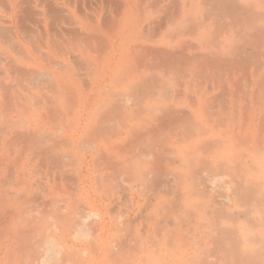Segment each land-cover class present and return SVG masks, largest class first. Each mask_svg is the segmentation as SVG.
I'll use <instances>...</instances> for the list:
<instances>
[{
  "label": "rangeland",
  "instance_id": "374dc122",
  "mask_svg": "<svg viewBox=\"0 0 264 264\" xmlns=\"http://www.w3.org/2000/svg\"><path fill=\"white\" fill-rule=\"evenodd\" d=\"M41 1L43 3V0L28 2L30 4L27 7L31 6L29 8L32 10L29 9L30 12L26 13V17L32 16L19 23V26L25 31L21 35V39L14 37L10 26L4 23L7 14L6 8L0 5V15L5 18L3 20L2 16V20H0V135L2 134L0 137V152L2 154H0V166L4 163L12 166L8 175L15 179L19 166L23 165L27 169L33 158L36 166L41 169L43 167V171L51 173L50 177L46 175L44 181L45 178L42 177L38 183L39 187H34L36 189L34 190L37 191L36 196L40 199L39 202L44 197H46V201L61 200L62 204L59 202L60 205L67 206L72 213L77 211L79 206L84 211H102L101 213H104L105 216L109 210L106 217L110 224L116 223L115 218L112 220L113 215H116L113 217L120 216L116 218L118 221L120 220V223L118 222L120 224L119 233L113 224L114 231L109 232V235L107 233L98 235L95 231L96 235L91 241L89 240L91 243L84 238H79L76 242V239L71 238V233H67V237L71 238L68 237V240L64 241L68 249H73L72 252L74 249L77 250L70 256L73 258L74 264H90L91 261H98L99 263L95 264H101L102 261H110L107 259L112 256L113 252L111 251L114 247L117 248L114 249L116 255L118 251L120 252V264H222L235 260V255L232 252H227V249L231 250L236 243L234 242L235 244L233 243L223 251L218 248L219 246H214L210 239L213 235L215 236L214 233L218 234L217 229L220 228L242 229L241 233H247L244 229H249L262 236L264 243V151L253 152L251 149L252 138L254 141L256 140V144L264 145V132H262L264 131V40H261V37L259 40L258 37L257 39L252 37L254 36L252 33L263 29L264 17L257 22H253L252 19L253 24L249 27L246 24H233L243 27V33L230 36H221L219 33L208 34V37L201 39L195 35L196 31L191 29V26L195 27L198 22L196 18L199 16L206 19L213 16L217 18L219 14L209 5L199 10L195 7L186 8L190 0H114L116 5H120V10L118 9L119 5L118 7L113 6V0H57V2L56 0H46L48 7L45 10L49 15L46 11L45 13L48 17L40 16L38 13L42 9H37L36 6L41 5ZM130 2L132 5L126 7ZM253 9L264 16L263 8L254 7ZM54 12L57 13L54 14ZM180 14L183 15L182 18L179 17ZM261 14L259 15L261 16ZM118 20H120V39L116 40L113 39L112 32ZM182 20H188L187 27L190 28L185 29V24H181ZM166 27H169L167 35L161 34L166 30ZM230 43L231 45H229ZM191 44L195 47L196 45L202 47L198 51L190 49L192 54L200 52L206 56L210 55V58L211 56L213 58L220 57L219 59L222 58L228 64L214 67L210 64L205 65L202 61L199 63V65L202 64L200 68L198 64L187 65L181 61L176 63L174 58L164 66H160L156 62V67L155 61L153 67H150L153 62L149 63V67L142 63V59L147 55L150 58L151 51L153 53L156 50L159 51L165 45H168L166 47L170 48L169 51L178 52ZM229 47H231L230 50L226 51ZM246 56L247 60H245ZM47 58L50 59L47 60ZM15 68L21 71L16 72ZM180 68L181 70H179ZM7 71L12 76L8 75ZM22 75L24 76L22 77ZM229 79L232 81L230 82ZM150 81L155 82V89H149ZM151 90L153 95L150 94ZM185 90L188 92L186 93ZM183 93H186V96ZM18 95L19 97H17ZM179 95L180 97H177ZM234 95L237 100L241 96L247 97L246 101L241 98L238 104H228L230 98L234 99ZM215 100L217 106L221 105L222 109L210 108ZM259 104L262 108L259 107ZM182 107L187 108L186 111L195 112L196 110L203 111V108L204 110L211 109L212 114L209 112L211 114H209V119L208 115L207 118H194L189 114V122H182L183 127L180 124V126L174 124L171 128H160L159 123L164 114L172 111L174 113L175 109L178 110ZM114 108L115 110H113ZM169 109L172 111H168ZM260 109L263 110L262 118L259 113ZM253 110H257L258 113ZM158 112H161V115ZM252 113H255L254 117L251 116ZM241 114L244 115L241 116ZM47 117H50L51 120ZM255 117L257 118L255 119ZM250 120L254 124L263 122L261 123L263 126L258 124L261 126V128L259 127L261 132L251 129L253 125ZM20 131L22 135L30 132L32 139L21 142ZM13 132L15 135L17 134L16 137ZM33 133L36 134L33 135ZM99 133L102 135H98ZM115 133L116 135L120 134L117 141V145L120 144L119 148L107 145L106 138L114 139ZM47 135L49 137L51 135V138L56 135L57 138H54L56 141L53 139L48 143ZM231 137L234 141L231 140ZM38 138L39 140L40 138L41 140L45 139L46 141L42 140V142L45 141L48 147L37 140ZM130 140L135 144H132L135 146L134 148L131 144V147L129 146ZM88 144L91 146L88 147ZM127 144L133 150L129 147L130 151L125 150L127 147L123 149V146H127ZM49 145L51 149H56L54 151L57 155L52 153L53 150ZM59 146L60 148H58ZM43 147L47 149L43 150ZM37 149L40 150L37 151ZM9 150L11 151L9 152ZM4 151L6 152L3 154ZM41 151L49 153L47 157L50 161L51 154L55 156L54 158L58 157L56 158L57 163L58 159L62 160L63 155L70 156L67 160L62 161L63 164L58 163L60 167H62L61 165L66 167L64 170L60 169L64 173L58 174L59 166L56 168L58 172L54 171V165L48 163L50 161L47 162L46 154L43 155L46 158L40 157ZM97 151L104 153V156L102 154L97 157ZM215 154L219 157L218 162H215ZM6 156L9 157V160ZM40 158L46 160L42 161V165ZM105 162L107 166H105ZM45 164L46 167H44ZM48 165L51 167L50 169L53 168V171L57 172L56 175H60L56 176V181L59 180L60 183L58 185H62L59 187L60 189L56 187L57 182L50 181L53 171L47 170ZM92 165L102 171V177L105 179L111 177L107 174L112 175L110 183L107 179L102 183L98 179L101 172L99 174V170L97 171ZM116 165H119L118 168ZM101 166H105L106 169ZM114 166L118 171L113 168ZM80 167L81 171H79ZM158 168L161 170L158 171ZM12 169L15 171L14 175H11ZM112 170L116 177H118L117 174L120 175L118 177L120 180H115V175L110 173ZM66 171L68 172L67 178L64 176ZM105 171L107 173H104ZM93 173L95 174L93 175ZM62 174L64 178H60ZM78 176L81 179L77 178ZM97 176L98 178H96ZM200 176L205 180L208 177L216 178L215 194L197 192L199 188H202ZM94 178L98 179L100 184L102 183L103 187L98 186L99 190L100 187L103 188L100 192L96 189L99 183L96 184L97 181ZM61 179L71 181L70 184L69 181H66L70 189L65 188L66 183H63ZM75 179L80 180V183H77ZM74 180L77 184L74 183ZM42 181L44 184H41ZM72 181L76 185L75 188H71V186H75L71 185ZM53 182L56 183L54 189L55 183ZM106 185L109 187V193L108 190L106 192L104 190V188L107 189ZM114 186L115 189L116 186L120 189L110 190ZM43 188L47 189L48 193ZM93 188L94 190H92ZM74 189H77L78 192L81 191L78 193L79 195ZM38 190L40 191L38 192ZM65 191L68 195L64 193ZM96 191L97 193H95ZM102 191H104V195ZM250 193H253L254 196H249ZM116 197L120 199L117 200ZM107 198H113L111 200H115L116 204H114L115 207L113 204L109 205L108 209L104 211L102 205H105ZM227 198L230 199L227 200ZM63 201L66 203L75 201V204L71 202L67 205L63 204ZM82 202L83 205H80ZM194 202L197 203L195 206L199 207L198 211H195V209L197 210L195 206L194 211L190 207H193L190 204ZM182 204L183 206L187 205V210L190 209L192 212L187 213L188 211L180 206ZM60 205L59 209H61ZM84 208H88V210ZM110 208H112V212ZM78 211L81 210L78 209ZM212 213L216 214L212 216ZM85 214L87 215V213ZM70 221L71 217H68L65 224ZM99 221L97 222L99 223ZM97 222L96 220L92 221L93 227L98 224ZM161 223L167 224L162 227ZM93 230H97V227L95 226ZM204 231L207 232V235ZM117 233L120 239L115 236ZM208 233L212 236H209ZM220 234L221 232L219 237ZM202 235L208 236L206 241L201 240ZM105 236L108 238L106 239ZM112 237L113 239H111ZM117 238L119 241H116ZM105 240L107 242H104ZM165 243L168 246H165ZM101 245L104 247L101 248L104 255L99 256L97 252L101 250L99 249ZM82 251L90 253L83 255ZM99 258H101L100 261Z\"/></svg>",
  "mask_w": 264,
  "mask_h": 264
},
{
  "label": "bare ground",
  "instance_id": "6f19581e",
  "mask_svg": "<svg viewBox=\"0 0 264 264\" xmlns=\"http://www.w3.org/2000/svg\"><path fill=\"white\" fill-rule=\"evenodd\" d=\"M30 0H0V5H1V7L3 6L4 8H6L5 10H6V16H5V18H6V20H4L5 18H4V16L3 15H0L1 16V18H0V20H2V16H3V20H4V23L5 24H7V25H9L10 26V28H11V30L13 31V33H14V37H16V38H18V39H21V35L22 34H24L25 33V31L22 29V27H20L19 25V23H21L22 22V20H25V19H27V18H30V17H26V13H28V12H30L29 11V9H31V8H29V7H31V6H28L27 7V5H29L28 4V2H29ZM33 1V0H32ZM34 1H36V0H34ZM40 2V1H39ZM49 2V1H48ZM56 2H57V0H56ZM41 3H42V1H41ZM113 6L114 5H116L115 4V1L113 0ZM117 3V2H116ZM197 4H201L202 2H200L199 0L196 2ZM210 3H211V5H214V4H217L218 6H220V9H217V7L215 8V10H217V11H219L220 12V14L222 13V16L223 17H225V19H224V21H216V20H214L213 19V17H210L208 20H205L204 21V23H201V28H200V31L201 32H203L204 34H205V37H207V35L208 34H216V33H219V34H221V36L223 35V36H230V35H232V34H240V33H243V27H241V26H234L233 24H235V25H244V24H246V26L247 27H249V21H251L252 19L254 20L253 22H257L259 19H263L262 17H264L261 13H259V12H256L254 9L252 10L251 8V6H249L248 4H245L246 3V1L245 0H238L236 3H232V1L230 2L231 4H232V6H226L227 4L226 3H229V2H224L223 3V0H212V2L210 1ZM59 4V3H58ZM56 5H57V3H56ZM118 5L119 4H117L116 5V7H118ZM33 6V5H32ZM57 6H59V5H57ZM226 6V7H225ZM0 7V8H1ZM48 7V5H47V1L46 0H43V3L40 5V4H38L37 6H36V8L38 9V8H40V9H42V10H39V12L38 13H40L39 15L41 16H47L48 17V15H49V13L47 12V10H45V8H47ZM4 8H3V10H4ZM35 8V9H36ZM115 8V7H114ZM32 10V9H31ZM45 11L47 12V14L48 15H46V13H45ZM54 11H55V9H54ZM23 13V14H22ZM55 13H57V12H54V14ZM102 13V12H101ZM22 14V15H21ZM70 14H71V12H70ZM212 14V13H211ZM259 14H261V16L259 15ZM101 15V14H100ZM39 16V17H40ZM98 16V15H97ZM75 17V16H74ZM49 18L51 19V17L49 16ZM101 18V17H100ZM53 19V18H52ZM223 19V18H222ZM226 20V21H225ZM44 21V20H43ZM49 21V20H48ZM99 21V20H98ZM49 22H51V21H49ZM44 23V22H43ZM79 23V22H78ZM2 26V25H1ZM46 26V25H45ZM81 26V25H80ZM263 29H261V30H258V32H255V33H252V35H254L253 36V38H255V39H257V37H258V40H259V37H261L260 39L261 40H264V38L262 39V37H264V27H262ZM244 29H246L245 27H244ZM247 30V29H246ZM115 32H116V30L114 29L113 30V34H112V37H113V35H115ZM85 38H89V37H85ZM60 43V42H59ZM48 44H49V42H48ZM52 44V43H51ZM50 45V44H49ZM192 45V46H191ZM191 45H189L188 47H187V53H188V55L187 54H182V55H177V56H175L174 57V61L176 60V63H179L180 61L181 62H183V63H185V64H187V65H190V64H198V67H200L201 68V66H202V64L201 65H199V63L200 62H202L203 61V64H207V65H212V66H218V65H222V64H225V66H226V64H228V62L227 61H225V60H222V58L221 59H219V58H213L212 56H211V58L208 56H206L205 54H203V53H200V52H197V53H193L192 54V52H190L189 50L190 49H192L193 51L194 50H196V51H198V50H200L202 47L201 46H199V45H196V47L193 45V44H191ZM229 45H231V43L229 44ZM194 46V47H193ZM230 48L231 47H229V48H227V50L226 51H229L230 50ZM234 49V48H233ZM232 49V50H233ZM160 50H162V51H160ZM159 51L158 50H156L154 53H153V51H151L149 54V56H150V58H148V55H147V57H145V58H143L142 59V63L144 64V65H146V66H148L149 67V63H152V66L150 65V67H153V66H155V65H153L154 64V61H155V64H156V62L160 65V64H166V62H168V61H170L171 60V58L173 57V55H175V52L173 51H169L168 50V48H166V47H164L163 49H160ZM223 50V49H222ZM202 51H203V49H202ZM204 52V51H203ZM224 52V51H223ZM213 53V52H212ZM257 53V52H256ZM259 53V52H258ZM210 54V53H209ZM226 54V53H225ZM153 56V57H152ZM160 56V57H159ZM240 57H243V56H240ZM259 57V56H258ZM261 57V56H260ZM42 58V57H41ZM53 58V57H52ZM178 58V59H177ZM243 58H245V57H243ZM38 59V58H37ZM48 59H50V58H47V60ZM173 59V58H172ZM181 59V60H180ZM218 59V60H217ZM42 60V59H41ZM46 60V59H45ZM179 60V61H178ZM245 60H247V56H246V59ZM244 60V61H245ZM256 60V59H255ZM53 61V60H52ZM173 61V62H174ZM243 61V60H242ZM35 62V61H34ZM56 62V61H55ZM259 62V61H258ZM12 63V62H11ZM35 63H37V62H35ZM50 63V62H49ZM66 63V62H65ZM31 64V63H30ZM41 64V63H40ZM185 64H183V65H185ZM35 65V64H34ZM33 65V66H34ZM42 65V64H41ZM9 66H11V65H9ZM16 66V65H15ZM14 66V67H15ZM32 66V65H31ZM143 66V65H142ZM261 66V65H260ZM143 67H145V66H143ZM156 67H157V64H156ZM155 67V68H156ZM181 68H182V65L180 66ZM211 67V66H210ZM147 68V67H146ZM181 68L179 69V70H181ZM256 68H257V66H256ZM259 68V67H258ZM145 69V68H144ZM198 69V68H197ZM15 70H16V68H15ZM15 70H13V71H15ZM20 69H18V70H16V72L17 71H19ZM148 70H149V68H148ZM21 71V70H20ZM8 72V71H7ZM6 72V73H7ZM9 73V72H8ZM7 73V74H8ZM25 74V73H24ZM8 75H11V73H9ZM16 75H20V74H16ZM213 75H214V73H213ZM4 76V75H3ZM6 77H8L7 75H5ZM12 76V75H11ZM21 76V75H20ZM24 75H22V77H23ZM27 76V75H26ZM235 77H237L236 75H234ZM233 76V77H234ZM15 77V76H14ZM16 77H18V76H16ZM55 77V76H54ZM163 77V76H162ZM21 78V77H20ZM164 78V77H163ZM232 78V77H231ZM97 79V78H96ZM154 79V78H153ZM152 79V80H153ZM178 79V78H177ZM236 79V78H235ZM161 80V79H160ZM163 81H164V79H162ZM230 80V79H229ZM234 80V79H233ZM239 80V79H238ZM215 81V80H214ZM226 81V80H225ZM232 81V79L230 80V82ZM151 82V84H152V86H153V88L152 89H155V85H154V81L152 82V81H150ZM215 83H217V82H215ZM229 84V83H228ZM233 84H235V83H233ZM235 85H237V84H235ZM254 85H256V84H254ZM257 86V85H256ZM158 87V86H157ZM234 87V86H233ZM133 88V87H132ZM138 88V87H137ZM136 88V89H137ZM144 90V89H143ZM157 90V89H156ZM180 90V89H179ZM189 90V89H188ZM188 90H185V92L187 93L188 92ZM133 91V90H132ZM145 91L146 92H148L147 91V89H145ZM144 91V92H145ZM159 91V90H158ZM232 91V90H231ZM230 91V92H231ZM153 91L151 90V92H150V94L152 93ZM180 93H181V90L179 91ZM206 92V91H205ZM204 92V93H205ZM16 93V92H15ZM185 93V94H186ZM184 94V93H183ZM184 94V95H185ZM229 94V93H228ZM232 94V93H231ZM152 95H153V93H152ZM182 95V94H181ZM204 95V94H203ZM15 96H16V94H15ZM176 96V95H175ZM186 96V95H185ZM229 96V95H228ZM17 97H19V95L17 96ZM16 97V98H17ZM153 97V96H152ZM177 97H180V95L179 96H177ZM231 97V96H230ZM234 97V99H231L230 98V102H228V104H230V105H232V104H238L239 103V101H240V99L241 98H243V101H244V99L245 98H247V97H240V99H235V98H237L235 95L233 96ZM53 99V98H52ZM56 100V99H55ZM155 100V99H154ZM151 101V100H150ZM211 101V100H210ZM238 101V102H237ZM245 101H246V99H245ZM54 102V101H53ZM213 102V101H212ZM215 102V103H214ZM212 104H213V106H212V104H210L212 107H210L211 109H214V110H216V108H219V109H222V107L220 108V106L218 107L217 106V102H216V100L214 101ZM208 103V102H207ZM260 103H261V101H260ZM263 103H264V101H263ZM262 103V104H263ZM23 104V103H22ZM57 104V103H56ZM219 104V103H218ZM225 104V103H224ZM223 104V105H224ZM214 105H216L217 107H215ZM245 105V104H244ZM261 104H259V107H261L262 108V106H260ZM264 106V105H263ZM233 107V106H232ZM23 108V107H22ZM240 108H241V105H240ZM185 109H187V108H185V107H182L181 109H175L174 111V113H173V108H172V110H168V111H172L171 113H167L166 114V116H164V118L161 120V124L159 123V125L161 126L160 128H171V127H173L174 126V124H177V125H181L182 124V122H184V121H188V117L190 116V115H192L194 118H199V117H206L207 115H208V119H209V116L212 114V112H211V109L210 110H204V108L202 109L203 111H199V110H196V108H194L195 110H196V112L195 111H191V110H185ZM193 109V110H194ZM233 109V108H232ZM259 109V108H258ZM264 109V108H263ZM111 110V109H110ZM113 110H115V108L113 109ZM240 110V109H239ZM261 110V109H260ZM159 111V110H158ZM254 111V110H253ZM113 112V111H112ZM211 114H210V113ZM232 112V111H231ZM246 112V111H245ZM245 112H244V114H245ZM252 112V111H251ZM254 112H257L258 113V111L256 110V111H254ZM46 113H48V112H46ZM159 113V112H158ZM161 113V112H160ZM159 113V114H160ZM235 113V112H234ZM249 113V112H248ZM257 113H256V115H257ZM260 117L262 118L263 116H262V114H263V110H261L260 112ZM26 114V113H25ZM108 114V113H107ZM190 114V115H189ZM210 114V115H209ZM243 114V115H244ZM247 114V113H246ZM255 114V113H254ZM253 113H252V115L251 116H253L254 115ZM46 115H49V114H46ZM66 115V114H65ZM104 115H105V113H104ZM111 115V114H110ZM161 115V114H160ZM198 115V116H197ZM232 115H233V113H232ZM242 114H241V116H243ZM109 116V115H108ZM107 116V117H108ZM250 116V117H251ZM258 116V115H257ZM26 117V116H25ZM43 117V116H42ZM246 117V116H245ZM254 117V116H253ZM253 117H252V119H253ZM46 118V117H45ZM47 118H49L50 120H51V118L50 117H47ZM100 118V117H99ZM114 118V117H113ZM207 118V117H206ZM248 118H249V115H248ZM248 118H246V119H248ZM257 117H255V119H256ZM190 119H191V117H190ZM212 119V118H211ZM107 120V119H106ZM192 120V119H191ZM42 121H44V120H42ZM61 121V120H60ZM102 121V120H101ZM159 121V120H158ZM8 122V121H7ZM45 122H46V120H45ZM103 122H105V121H103ZM189 122V121H188ZM192 122H193V120H192ZM248 122H249V120H248ZM24 123V122H23ZM46 123H48V121L46 122ZM57 123V122H56ZM71 123V122H70ZM250 123H251V120H250ZM260 123V125H262L263 126V122L262 121H260L259 122ZM258 122H256L255 124H254V122L253 123H251L252 125H253V128H251L253 131L255 130L256 132H261V130H259V127L261 128V126H259L258 124H259ZM261 123H263V124H261ZM20 124V123H19ZM25 124V123H24ZM12 125V124H11ZM39 125V124H38ZM176 125V126H177ZM179 125V126H180ZM249 125V124H248ZM9 126V125H8ZM8 126H5V127H8ZM23 126V125H22ZM182 127H183V125H181ZM250 127H251V125H249ZM1 127V126H0ZM13 127V126H12ZM20 127H21V125H20ZM24 127V126H23ZM57 127V126H56ZM250 127H249V130H250ZM26 129V128H25ZM24 129V131H26ZM64 129V128H63ZM1 130V129H0ZM15 130H17V129H15ZM45 130V129H44ZM68 130V129H67ZM67 130H65V131H67ZM248 130V131H249ZM263 130H264V127H263ZM5 131H7L6 130V128H5ZM18 131V130H17ZM41 131V130H40ZM117 131H119V130H117ZM116 131V132H117ZM32 132V131H31ZM36 132V131H35ZM212 132V131H211ZM214 132V131H213ZM244 132H246V131H244ZM250 132H251V130H250ZM262 132H264V131H262ZM14 133V132H13ZM20 133H21V135H19V139H20V141L21 142H24V141H29V139H32V134H30V132L29 133H27L26 132V134H23L22 135V132L20 131ZM37 134H38V132H36ZM36 133H33V135L34 134H36ZM68 133V132H67ZM104 133H106V132H104ZM108 133V132H107ZM248 133V132H247ZM101 133H99L98 135H100ZM223 134V133H222ZM252 134V133H251ZM250 134V135H251ZM254 134V133H253ZM252 134V135H253ZM2 135V134H1ZM0 135V137H2ZM12 135V134H11ZM10 135V136H11ZM14 135H15V133H14ZM13 135V136H14ZM17 135V134H16ZM16 135H15V137H16ZM39 135V134H38ZM44 136H46V134H43ZM102 135V134H101ZM244 135V134H243ZM4 136H5V134H4ZM44 136H42V137H44ZM48 137H49V135H47ZM112 136H113V134H112ZM256 136V135H255ZM34 137V136H33ZM39 137V136H38ZM53 137V136H52ZM56 137V135L54 136V138ZM114 137V139L113 138H106V141L108 142L107 143V145H111L112 147L114 146L115 148L116 147H120V144L119 145H117V141L119 140V138H120V134L118 133V135H116V133H115V135L113 136ZM132 137V136H131ZM240 137V136H239ZM257 137H259V136H257ZM256 137V138H257ZM3 138H5V137H3ZM45 138V137H44ZM54 138H51V135H50V137H49V140H47L48 141V143H49V141H52ZM57 138V137H56ZM62 138V137H61ZM83 138V137H82ZM97 138V137H96ZM104 138V137H103ZM234 138V137H233ZM1 139V138H0ZM10 140H11V138H9ZM34 140L36 139V136H35V138H33ZM47 139V138H46ZM58 139H59V137H58ZM66 139V138H65ZM98 139V138H97ZM96 139V140H97ZM132 139H134V138H132ZM131 139V140H132ZM228 139H230V138H228ZM37 140H39V138L37 139ZM36 140V141H37ZM42 140H45V139H43L42 138ZM42 140H41V138H40V142H42ZM70 140V139H69ZM130 140V141H131ZM231 140H232V137H231ZM246 140V139H245ZM252 142H251V144H252V151L253 152H262V151H264V145H260L259 143L258 144H256L255 142H256V140L254 141V139L252 138ZM36 141H33V142H35L36 143ZM46 141V140H45ZM45 141L44 142H42V143H44L43 145L44 146H47L46 145V143H45ZM53 141H56L55 139L53 140ZM62 141V140H61ZM67 141V140H66ZM129 141V146H130V144H131V146H132V144L133 145H135L132 141V143ZM194 141V140H193ZM232 141H234V140H232ZM38 142V141H37ZM65 142V141H64ZM95 142V141H94ZM103 142V141H102ZM128 142V141H127ZM228 142V141H227ZM7 143V142H6ZM39 143V142H38ZM37 143V144H38ZM57 143V142H56ZM69 143V142H68ZM88 143V142H87ZM104 143V142H103ZM115 143H116V145H115ZM10 144V143H9ZM19 144V143H18ZM28 144V143H27ZM65 144H67V143H65ZM126 144V143H125ZM255 144V145H254ZM5 145H7L8 146V144H5ZM13 145V144H12ZM31 145H33V144H31ZM35 145V144H34ZM38 145H41V144H38ZM52 145H54V144H52ZM56 145V144H55ZM62 145H63V143H62ZM69 145H71V144H69ZM180 145V144H179ZM2 146V145H1ZM11 146V145H10ZM91 145L90 144H88V147H90ZM106 146V145H105ZM128 146V144H127V146H123L124 148L123 149H125V147H127L125 150L127 151V149L129 150V148L131 147H129ZM34 147V146H33ZM32 147V148H33ZM48 147V146H47ZM49 147H50V149H51V146L49 145ZM129 147V148H128ZM135 146H132V148H134ZM1 148V147H0ZM3 148V147H2ZM6 148V147H5ZM15 148V147H14ZM55 148V147H54ZM58 148H60V146L58 147ZM57 148V149H58ZM132 148H130L131 150H133ZM16 149H19V148H16ZM34 149V148H33ZM44 149H47L46 147H43V150ZM50 149H48V150H50ZM105 149V148H104ZM108 149V148H107ZM5 150H7V149H5ZM36 150V149H35ZM38 150H40V149H37V151ZM51 150H56V149H51ZM120 150V149H119ZM122 150V149H121ZM11 150H9V152H10ZM17 151V150H16ZM24 151V150H23ZM26 151V150H25ZM24 151V152H25ZM52 151V153H56L55 151L53 152ZM58 151V150H57ZM130 151V150H129ZM6 151H4L3 152V154L5 153ZM19 152H21L20 150H19ZM19 152H17V153H19ZM23 152V153H24ZM42 152V151H41ZM46 151H44V153H45ZM50 152V151H49ZM98 152V154H96L97 155V157L98 156H100V155H102L103 154V156H104V153H102V152H99V151H97ZM118 152H120V151H118ZM33 153H34V151H33ZM43 152H42V154H41V156L40 157H42L43 155H45L46 154V157H47V155L49 156V153L47 154V153H45L44 154ZM51 153V152H50ZM58 154H59V152H57ZM99 153H101V154H99ZM0 154H1V152H0ZM21 154V153H20ZM19 154V155H20ZM28 154H29V151H28ZM94 154V155H95ZM114 154V153H113ZM120 154V153H119ZM2 155V154H1ZM52 155V154H51ZM51 155H50V158H51V161L50 160H48L49 158L47 157H45V156H43L42 158H46V160H47V162L48 161H50V162H48V163H53V165H54V171H56L57 170V172H58V169L60 170L61 168H62V170H64L65 168H64V165H61L62 167H60V164H63L62 163V161H65V160H67L68 159V157H70V156H65V155H63V157H62V160L60 161L59 159H58V163H60V164H58L57 163V161H56V158H58V157H56V158H54L55 156L54 155H52V157H53V161L56 163V165H55V163L52 161V157H51ZM55 155H57V154H55ZM95 155V156H96ZM30 157L32 156V155H29ZM62 156V155H61ZM107 156V155H106ZM105 156V157H106ZM5 157V156H4ZM12 157L14 158V155H12ZM27 157V156H26ZM33 157V156H32ZM6 158H7V156H6ZM9 158V157H8ZM7 158V159H8ZM22 158L24 159V157L22 156ZM38 158H39V156H38ZM42 158H40L41 160H40V164L42 163V161H46V160H42ZM103 158V157H102ZM28 159V158H27ZM26 159V160H27ZM30 160H31V158H29ZM55 159V160H54ZM214 159H215V162H218L219 161V157L217 156V154H215L214 155ZM221 159V158H220ZM9 160V159H8ZM14 160H15V158H14ZM13 160V161H14ZM29 160V161H30ZM37 160V159H36ZM94 160V159H93ZM96 160V159H95ZM94 160V161H95ZM218 160V161H217ZM25 161V160H24ZM32 162H30V164L28 165V167H27V169L26 168H24L23 167V165H22V167L21 166H19V170H18V172H16V177H15V179H13V177L11 178V176H9L8 174H9V171H10V169L12 168V166L10 167V165L9 164H7V163H4V164H2L1 166H0V264H74V261H73V258H70V256H72L73 255V253L74 252H77V250H75L74 249V252H72L73 251V249L72 250H70V249H68V246H67V244L64 242L65 241V239H67L68 237L70 238V236H68L67 237V233H71V238L73 239H76V242H77V240H79V238H84L85 240H88V242H90L91 241V239L92 238H94V235H96V232L95 231H97V234L98 235H100V234H108L109 235V232L111 233L112 231H114V225L117 227V232L119 233L120 232V224H118V222L120 223V220L118 221V219H116L117 217H113V216H116V215H113L112 216V220H113V218H115V222L116 223H113L112 222V220H111V222H112V224H110V222H109V220H108V218L106 217V216H108V214H109V210H108V213L106 214V216H105V214L104 213H101L102 211H99L98 209V211L99 212H89V211H84L83 210V208L82 209H80L81 208V206H79V208L77 207V211H75V212H70L71 210L67 207V206H62V205H60V201L61 200H56V199H54V200H50V201H46V197H44L43 198V200H42V197H41V200L43 201H41V202H39V200L40 199H38L37 197L38 196H36L37 195V191H35L36 189L34 188L35 186H37V187H39L38 186V183H40V180L42 179V177H46V175H48V177H50V174L47 172V171H43L42 169H44L43 167H42V169H41V167H39V166H36L35 164V160H33V158H32V160H31ZM60 161V162H59ZM10 162H12L11 160H10ZM18 162H19V160H18ZM26 162V161H25ZM47 162H44V163H46L47 164ZM107 163H108V161H106ZM106 162H105V164H106ZM20 163H21V158H20ZM35 163V164H34ZM83 163V162H82ZM97 163V162H96ZM43 164V163H42ZM41 164V165H42ZM46 164H45V166L44 167H46ZM51 164H49V165H51ZM58 164V165H57ZM100 164V163H99ZM104 164V165H105ZM26 165V164H25ZM40 165V166H41ZM48 165V169L47 170H52L53 171V168L52 169H50L51 167ZM52 165V166H53ZM80 165V164H79ZM82 166H83V164H81ZM103 165V164H102ZM120 165V164H119ZM119 165H116V168H118V166ZM169 165V164H168ZM56 166V167H55ZM57 166H59L58 167V169H56L57 168ZM93 167L95 166V165H92ZM97 167H100L99 165H96ZM105 166H107V164L105 165ZM102 167L101 166V168H105L106 169V167ZM108 166H109V164H108ZM159 166V165H158ZM36 167V168H35ZM79 168V167H78ZM89 168V167H88ZM87 168V169H88ZM94 168H96V167H94ZM113 168H115V166L113 167ZM115 168V169H116ZM108 169H109V167H108ZM159 169L160 168H158V171H159ZM13 170V169H12ZM67 170V169H66ZM85 170V169H84ZM88 170H90V169H88ZM95 170V169H94ZM96 170L98 171L99 170V174H100V172H101V177H102V171H100V169L98 168H96ZM95 170V171H96ZM117 171H118V169H116ZM161 170V169H160ZM14 171V170H13ZM11 172L12 174L11 175H14L15 174V171L14 172ZM51 171V172H52ZM52 172V175H51V179H50V181L51 180H54L55 182H57L56 180V176H60V175H56L57 174V172ZM79 171H81V167H80V170ZM94 171V172H95ZM108 171V170H107ZM107 171H105L104 173H107ZM156 171H157V167H156ZM45 172H47L46 174H45ZM60 172V173H59ZM58 172V174H61L62 172L64 173V171H59ZM85 172V171H84ZM114 171L112 170L110 173H113ZM14 173V174H13ZM78 173V172H77ZM88 173H89V171H88ZM91 173V172H90ZM115 173V172H114ZM113 173V175H115ZM119 173H120V171H119ZM67 174H68V172L66 171V175H64L65 176V178H67ZM86 174V173H85ZM95 173H93V175H94ZM98 173L96 172V175H97ZM89 175V174H88ZM87 175V176H88ZM100 175H98L99 176V178H98V176L96 177V178H98V179H100V181L103 183L104 181H107L108 180V182L110 181V179H112L113 177H112V175H109V174H107L108 176H111L110 178H104V177H102V179H101V177H100ZM117 176L118 177H120V175H118L117 174ZM47 177V178H48ZM57 177V178H58ZM82 177H84V175L82 174ZM89 178H90V175L88 176ZM93 177V176H92ZM115 177H116V175H115ZM114 177V178H115ZM118 177H116V179L115 180H117V179H119L120 180V178H118ZM60 178H64L63 177V174H62V177H60ZM59 178V179H60ZM77 178H80L81 179V177H77ZM89 178H87V179H89ZM96 178H94V179H96ZM105 180H104V179ZM203 177L202 176H200V182L202 183L201 184V186H202V188H199L198 190H197V192L198 193H201V194H207V193H210L211 195L212 194H215V192H216V187L214 186L215 185V182H216V178H211V177H208L207 178V180H205V179H202ZM91 179V178H90ZM98 179H96V181L98 180ZM39 180V181H38ZM44 180H46V178L45 179H43V181ZM62 180V179H61ZM60 180V181H61ZM64 180V181H63ZM62 180V182L63 183H66V181H69V180H67L66 179V181H65V179H63ZM71 180V179H70ZM76 180V179H75ZM74 180V183L75 184H77V183H80V180H76L77 181V183H76V181ZM13 181H14V183H13ZM43 181L41 182V184H44L43 183ZM86 181V180H85ZM90 181V180H89ZM100 181H97L96 182V184L97 183H99V185H97V187L98 186H102V183L100 184ZM118 181V180H117ZM55 182H53V183H55ZM83 182V181H82ZM88 182V181H87ZM94 182H95V180H94ZM69 184L71 183V181H69L68 182ZM85 183V182H84ZM106 183V182H105ZM104 183V184H105ZM110 183V182H109ZM118 183H120V182H118ZM210 183V184H209ZM41 184H39L40 186H41ZM58 184H60L59 183V180H58V182H57V186H56V183L53 185V189L54 188H58V189H60L59 187H61V186H59ZM75 184H73V181H72V184L71 185H75ZM94 184V183H93ZM47 185V184H46ZM46 185H45V187H46ZM51 185H52V183H51ZM79 185V184H78ZM77 185V186H78ZM91 185V184H90ZM90 185H88V186H90ZM110 185H112V184H110ZM109 185V186H110ZM115 185H117V184H115ZM50 186V185H49ZM54 186H56V187H54ZM64 186H65V184H64ZM63 186V187H64ZM107 186V185H106ZM75 188L76 187V185L75 186H71V188ZM80 187V186H79ZM84 187H86V186H84ZM90 187H92V186H90ZM89 187V188H90ZM103 187V186H102ZM102 187H100L101 189H103ZM112 187V186H111ZM110 187V188H111ZM41 189H42V186L40 187ZM47 188V187H46ZM65 188H69L68 186H67V183H66V187ZM78 188V187H77ZM88 188V187H87ZM94 188H96V187H94ZM94 188L92 189V190H94ZM107 189H105L104 188V190H105V192H106V190H108L107 192L109 193V187L107 186L106 187ZM35 189V190H34ZM37 189H39V188H37ZM44 189V188H43ZM51 189V188H50ZM70 189V188H69ZM69 189H68V191H69ZM85 189V188H84ZM91 189V188H90ZM97 189V191L99 190V187L98 188H96ZM100 189V190H101ZM112 189H115V186L113 187V188H111L110 190H112ZM116 189H120L119 187L117 188V186H116ZM116 189H115V191H116ZM230 189V188H229ZM45 190V189H44ZM62 190V189H61ZM75 191L77 190V189H74ZM100 190L98 191V192H100ZM40 190H38V192H39ZM47 193H48V191H47V189L45 190ZM72 192H73V190H71ZM75 191H74V193H75ZM90 191V190H89ZM88 191V192H89ZM97 191L95 192V193H97ZM51 192V191H50ZM49 192V193H50ZM71 192V193H72ZM77 192V194L78 193H80L81 191L79 190V192L78 191H76ZM84 193H85V190L83 191ZM103 192V195H104V191H102ZM62 193V192H61ZM64 193H66V191L64 192ZM69 193V192H68ZM83 193V194H84ZM51 194V193H50ZM55 194H56V192H55ZM54 194V195H55ZM60 194V193H59ZM67 194V193H66ZM73 194V193H72ZM94 194V193H93ZM92 194V195H93ZM99 195H100V193H98ZM106 194V193H105ZM38 195H40V194H38ZM46 195V194H45ZM53 195V196H54ZM68 195V194H67ZM66 195V196H67ZM75 195V194H74ZM79 195V194H78ZM91 195V194H90ZM107 195V194H106ZM56 196V195H55ZM73 196V195H72ZM72 196L70 197L71 199H72ZM85 196V195H84ZM88 196H89V194H88ZM102 196V195H101ZM119 197H120V195H118ZM207 196V195H206ZM249 196H254V194L253 193H250L249 194ZM50 197V196H49ZM68 197V196H67ZM90 197V196H89ZM103 197H105V196H103ZM114 197V196H113ZM48 198V197H47ZM73 198H75V196H73ZM117 198V197H116ZM68 200H69V198H67ZM80 199V198H79ZM86 199V198H85ZM111 199H113V198H107V200H106V203H105V205H102V207H103V209H104V211L106 210V209H108V206L109 205H112L113 204V206L115 207V205L114 204H116L115 203V200H111ZM118 199H120V198H117V200ZM228 199H230V198H227V200ZM56 200V201H55ZM93 200V199H92ZM66 201V200H65ZM65 201H63L64 203L63 204H65L66 202ZM70 201V200H69ZM80 201V200H79ZM175 201H176V199H175ZM196 201V200H195ZM60 202V203H59ZM72 202V201H71ZM70 202V203H71ZM95 202H96V200H95ZM117 202V201H116ZM169 202V201H168ZM172 202V201H171ZM41 203V204H40ZM43 203V204H42ZM69 202L68 203H66L67 205L68 204H70ZM73 204H75V201L74 202H72ZM90 203H91V201H90ZM94 203V202H93ZM98 203V202H97ZM189 203H190V201H189ZM189 203H188V205H189ZM62 204V203H61ZM72 204V205H73ZM117 204H118V202H117ZM169 204V203H168ZM195 204H197V203H192V204H190V205H193V207L192 206H190L191 208H192V211H194L193 210V208L195 209V207L197 208V206H195ZM232 204V203H231ZM60 205V207H61V209H59L58 208V206ZM80 205H83V202L80 204ZM94 205H95V203H94ZM170 205V204H169ZM198 205H200L199 203H198ZM71 206V205H70ZM92 206V205H91ZM99 206V205H98ZM112 206V207H113ZM180 206H183V204L182 205H180ZM195 206V207H194ZM74 207H75V205H74ZM88 207V206H87ZM94 207V206H93ZM232 207V206H231ZM234 207V206H233ZM263 207H264V205H263ZM89 208H90V206H89ZM181 208V207H180ZM182 208H185L186 209V211H188L187 213H190V212H192V211H190V209H188L187 210V205H184ZM181 208V209H182ZM57 209H59V212H57ZM78 209L79 210H81V211H78ZM84 209H86V210H88V208H84ZM113 209H115V208H113ZM95 210V209H94ZM102 210V209H101ZM199 210V207L197 208V210L195 209V211H198ZM110 211L112 212V208H110ZM113 212H115L114 210H113ZM215 212V211H214ZM85 213H87V215L85 214ZM195 213V212H194ZM114 214V213H113ZM117 214V213H116ZM216 213H212L211 215L212 216H214ZM68 217H71V221L70 222H67L68 224H65L66 223V221H67V219H68ZM120 217V216H119ZM92 218H94V219H92ZM97 218V219H96ZM90 219H92V221L94 222L95 220H96V222L97 221H99V226H97V225H94V227H93V224H92V221L91 222H89L90 221ZM169 221V220H168ZM168 221H166V222H168ZM170 222V221H169ZM168 222V223H169ZM172 222V221H171ZM89 224V225H88ZM91 224H92V226H91ZM114 224V225H113ZM162 224V227H163V225H165V224H167V223H165V224H163V223H161ZM170 224V223H169ZM168 224V225H169ZM95 226L97 227V230H93L92 231V229H95ZM166 226V225H165ZM119 230V231H118ZM218 231H216L215 230V232H218V234H216V233H214L215 234V236L213 235V237H211V239H210V241L212 242V244H214V246H219L218 248H220L221 249V251H223L225 248L227 249V247H229V246H232V244L234 243L235 244V247L234 246H232V249L231 250H228L227 249V252L229 251V253L230 252H232L234 255H235V260H231V261H227V262H224V263H222V264H264V257H263V249H264V243H263V238H262V236H259V235H257V234H255V232H252L251 230H249V229H244V231H246L247 233H245V232H240V231H242V229L241 230H233V229H230V228H220V229H217ZM66 232V233H65ZM205 232V231H204ZM203 232V233H204ZM214 232V231H213ZM221 232V234H220V237H219V233ZM94 233V234H93ZM117 233V234H118ZM104 234V235H105ZM115 235L116 237H118L119 238V234L118 235ZM205 234L207 235V232H205ZM208 234H210V233H208ZM206 235H202V241H206L205 239L208 237H206ZM209 236H212L211 234L209 235ZM106 237V236H105ZM70 238V239H71ZM108 237H106V239H107ZM110 238V237H109ZM118 238L116 239V241H119L118 240ZM210 238V237H209ZM223 238V239H222ZM98 239V238H97ZM96 239V240H97ZM105 239V238H104ZM111 239H113V237L111 238ZM120 239V238H119ZM68 240V239H67ZM90 240V241H89ZM95 240V239H94ZM209 240V239H208ZM210 241H207V242H210ZM233 241V242H232ZM67 242V241H66ZM104 242H107L106 240L104 241ZM103 242V243H104ZM109 242V241H108ZM73 243V242H72ZM81 243V242H80ZM85 243V242H84ZM91 243V242H90ZM74 244V243H73ZM111 244H114V243H112L111 242ZM211 244V243H210ZM87 245V244H86ZM94 246H95V244H93ZM93 246V247H94ZM103 245H101V247L99 248V249H101V248H104V247H102ZM165 246H168L166 243H165ZM87 247V246H86ZM105 247H107V245L105 244ZM114 247V246H113ZM112 247V248H113ZM119 247V249H120V245L118 246ZM116 247H114V249H115ZM236 248V249H235ZM77 249V248H76ZM110 250L111 252H113L112 253V256H109V257H111V259H109V257H108V259L107 260H110V261H102L101 262V264H105V263H103V262H107L106 264H120V252L118 251H116L117 252V255H119V256H117L116 255V253H115V250ZM117 249V248H116ZM84 250V249H83ZM97 250V249H96ZM95 251V250H94ZM83 252V251H82ZM107 252V251H106ZM87 253H90L89 251H84L83 252V255H86ZM98 255L99 256H101L102 254L104 255V253H102V249L101 250H98ZM96 253V254H97ZM108 253V252H107ZM110 253V252H109ZM115 253V256L113 255ZM106 254V253H105ZM80 255H82V254H80ZM109 255V254H108ZM110 255H111V253H110ZM114 256V257H113ZM75 257V256H74ZM105 258V257H104ZM76 259V258H75ZM97 259H98V257H97ZM100 259L101 258H99V261H100ZM89 260V259H88ZM77 261V260H76ZM238 262H240V263H238ZM95 263H99L98 261H91L90 262V264H95ZM85 264V263H84ZM88 264V263H87Z\"/></svg>",
  "mask_w": 264,
  "mask_h": 264
},
{
  "label": "crops",
  "instance_id": "0c3cea01",
  "mask_svg": "<svg viewBox=\"0 0 264 264\" xmlns=\"http://www.w3.org/2000/svg\"><path fill=\"white\" fill-rule=\"evenodd\" d=\"M198 0H190L188 3H187V7L186 8H196L197 10H199V9H201L202 7H205V6H211L214 10H215V8L217 7V9H220V6H218L217 4H214V5H211V3H210V1L212 2V0H199L200 2H202L201 4H197L196 2H197ZM232 1V3H236L238 0H223V3L224 2H229V3H226L227 5L226 6H232V4L230 3ZM246 1V3L245 4H248L249 6H251L252 7V9L255 7V8H258V7H261V8H263L264 9V0H245ZM132 5V3L130 2V3H127V6L126 7H129V6H131ZM225 6V7H226ZM118 9L120 10V5H119V7H118ZM217 11V10H216ZM218 12V14L221 16V17H218L217 16V18H215V17H213V19L214 20H216L217 22L218 21H224V19H225V17H223L221 14H220V12L219 11H217ZM179 17L180 18H182L183 17V15H179ZM219 18V19H218ZM223 18V19H222ZM197 20H198V22H199V20H200V22L198 23L197 22V24H196V26L195 27H193L192 28V26H191V29L196 33L195 35H197V37H199V38H204L205 37V34L203 33V32H201L200 31V28H201V23H204V21L205 20H208V19H206L205 17H202V16H199V18H196ZM226 21V20H225ZM187 23H188V20H182V22H181V24H185V29L186 28H190V27H187ZM248 23H250V25H252L253 24V22L251 21V22H248ZM115 30H116V32H115V35H113V39H116V40H118V39H120V20H118L117 22H116V27H115ZM169 30V27H166V30H164V31H162L161 32V34H163V35H167V31ZM194 34V33H193ZM221 35V34H220ZM209 36V35H208ZM207 36V37H208ZM253 37V36H252ZM166 46H168V45H165V47ZM166 48H168V50H170V48L169 47H166ZM184 49H181V50H179L178 52H175V55H173V57L172 58H174L175 56H177V55H184V54H187L188 55V53H187V47H183ZM171 58V59H172ZM171 61V60H170ZM169 62V61H168ZM168 62H166V64L168 63ZM165 64V65H166ZM160 66H164V64H160ZM150 84H149V89H152L153 88V86H152V84H151V82H149ZM155 83V82H154ZM141 92H142V90H141ZM164 116H166V114H164ZM164 116L163 117H161L162 119L164 118ZM160 118V119H161Z\"/></svg>",
  "mask_w": 264,
  "mask_h": 264
}]
</instances>
